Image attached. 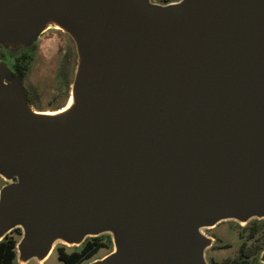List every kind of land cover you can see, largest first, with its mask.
Here are the masks:
<instances>
[{
    "label": "water",
    "instance_id": "water-1",
    "mask_svg": "<svg viewBox=\"0 0 264 264\" xmlns=\"http://www.w3.org/2000/svg\"><path fill=\"white\" fill-rule=\"evenodd\" d=\"M46 31L71 43L52 111L14 68ZM0 177L18 264L102 234L87 264H208L203 229L264 219V0H0Z\"/></svg>",
    "mask_w": 264,
    "mask_h": 264
},
{
    "label": "rangeland",
    "instance_id": "rangeland-1",
    "mask_svg": "<svg viewBox=\"0 0 264 264\" xmlns=\"http://www.w3.org/2000/svg\"><path fill=\"white\" fill-rule=\"evenodd\" d=\"M153 1L164 3L174 0ZM31 57L25 74V83L36 109L52 111L63 107L69 97L71 43L68 37L61 31H46L35 46ZM203 232L213 238L212 244L205 251L208 264H257L256 258L264 248V220L252 219L246 224L226 220L214 227L203 229ZM8 234L16 241L20 238L17 232ZM106 236V234L99 236L101 247L79 264H87L112 250ZM60 248L65 252H72L79 251L81 246L55 243L50 254L42 262L30 259L25 264H64L58 258ZM12 264H18L16 258Z\"/></svg>",
    "mask_w": 264,
    "mask_h": 264
},
{
    "label": "trees",
    "instance_id": "trees-1",
    "mask_svg": "<svg viewBox=\"0 0 264 264\" xmlns=\"http://www.w3.org/2000/svg\"><path fill=\"white\" fill-rule=\"evenodd\" d=\"M32 57L30 54H23L21 57L17 58V65L21 66L19 69L22 74H26L29 68ZM68 74V69H67ZM69 80V79H68ZM254 220V219H253ZM264 220V219H256ZM19 230V228H14L10 232ZM107 235V234H106ZM100 236V235H99ZM99 236L86 238L79 246H81L79 251L65 252L63 249L58 250V258L64 262V264H79L84 258L91 257L100 247L101 242ZM109 241L110 237L106 236ZM15 243L16 239L6 234L0 241V264H12L15 259ZM257 264H262L258 261V257L255 261Z\"/></svg>",
    "mask_w": 264,
    "mask_h": 264
},
{
    "label": "flooded vegetation",
    "instance_id": "flooded-vegetation-1",
    "mask_svg": "<svg viewBox=\"0 0 264 264\" xmlns=\"http://www.w3.org/2000/svg\"><path fill=\"white\" fill-rule=\"evenodd\" d=\"M14 68H15L16 70L22 69L21 66H18V65H17V63L14 64ZM19 71H20V70H19ZM26 89H27V88H26ZM27 97H28L29 102H30L31 104H33V102H32V97H31V95H30L28 89H27ZM33 105H34V104H33ZM0 181H1L0 186H2V185L5 183V181H4L1 177H0ZM14 232H17V233L20 234V231H19V230H16V231H14ZM109 243H110L111 246H112L111 241H109Z\"/></svg>",
    "mask_w": 264,
    "mask_h": 264
}]
</instances>
